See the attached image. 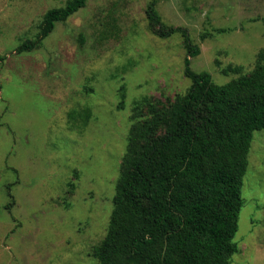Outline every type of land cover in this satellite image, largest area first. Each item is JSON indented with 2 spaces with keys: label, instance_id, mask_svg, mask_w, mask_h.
<instances>
[{
  "label": "rangeland",
  "instance_id": "obj_1",
  "mask_svg": "<svg viewBox=\"0 0 264 264\" xmlns=\"http://www.w3.org/2000/svg\"><path fill=\"white\" fill-rule=\"evenodd\" d=\"M67 1L0 0V264H98L135 103L146 99L143 120L148 104L168 108L191 85L181 37L150 29L151 1L199 48L189 68L217 85L249 73L264 50V0H88L18 53ZM228 66L242 71L225 75ZM81 109L91 117L72 126L68 113ZM241 198L230 264H264V130L253 132Z\"/></svg>",
  "mask_w": 264,
  "mask_h": 264
},
{
  "label": "trees",
  "instance_id": "obj_2",
  "mask_svg": "<svg viewBox=\"0 0 264 264\" xmlns=\"http://www.w3.org/2000/svg\"><path fill=\"white\" fill-rule=\"evenodd\" d=\"M87 1L68 0L48 10L36 38L16 51L37 49L56 23L65 22ZM146 18L156 37H181L187 54L184 75L191 85L168 108L148 104L143 120L146 99L135 103L113 209L92 257L98 264H230L238 251L233 239L253 132L264 130V50L249 73L217 85L209 73L189 68L188 58L197 56L199 48L185 28L163 25L154 1ZM211 35L205 32L201 39ZM241 71L228 66L222 73ZM119 92L121 109L123 86ZM90 117L88 109L68 113L72 126L77 120L84 125Z\"/></svg>",
  "mask_w": 264,
  "mask_h": 264
}]
</instances>
